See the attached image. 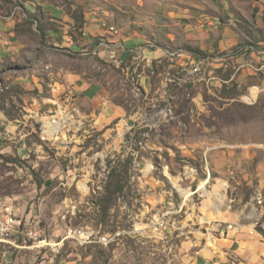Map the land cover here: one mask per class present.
Masks as SVG:
<instances>
[{
	"label": "rangeland",
	"instance_id": "374dc122",
	"mask_svg": "<svg viewBox=\"0 0 264 264\" xmlns=\"http://www.w3.org/2000/svg\"><path fill=\"white\" fill-rule=\"evenodd\" d=\"M246 2L0 0V218L37 235L0 264H264L213 242L236 222L264 245V66L211 47L261 36ZM70 230L108 240L39 244Z\"/></svg>",
	"mask_w": 264,
	"mask_h": 264
},
{
	"label": "crops",
	"instance_id": "0c3cea01",
	"mask_svg": "<svg viewBox=\"0 0 264 264\" xmlns=\"http://www.w3.org/2000/svg\"><path fill=\"white\" fill-rule=\"evenodd\" d=\"M224 1L226 2V7L224 9L226 10V13L229 14L230 11L234 12V9H237L236 6L238 5V2L241 0H224ZM245 1H247L246 3L249 4V6L251 7L250 13L252 15V18H254L255 22L258 24L256 28H258V30L260 31L261 36H259V37H255L253 35L248 36L247 33L245 31L244 32L249 38L253 37V38H250V40L256 41L257 45L259 46L260 49L264 48V0H245ZM231 4H232V7L230 6ZM237 10H239V9H237ZM228 18H230V17L228 16ZM230 22L234 25L236 24V26H239V24H240L239 21L234 22L231 19H230ZM239 28H241V27L239 26ZM103 30L96 23H90L89 26H87V28H85V31H87L89 33L93 34L94 32H96L98 34L100 33V35L105 34V32ZM247 36H246V39H248ZM235 42L236 43L229 49L227 47L222 48V44L219 41V39H217V41H214V45L212 43L211 47H213L215 50H217V52L219 54V55H216L215 58H213V59H215V61L221 63L220 67H222L223 62H226V60H228V59H231V58L239 59V58H243L244 55H246V54H244V55H241L238 57H234V56L230 55V50L233 47H235L237 44H239L238 41H235ZM130 44L133 45L134 43L131 42ZM193 46H198V45H193ZM198 48H200L202 51L207 53L200 46H198ZM1 51L2 50L0 49V53H1ZM248 55H249V58L254 59L257 62L261 61V66H264V49L263 50L261 49L260 52H256V53L252 52ZM209 56L210 55H208V57ZM232 78H230V80ZM230 80L227 81L225 79H219V81L222 84H226ZM120 114L121 113L119 111H115V116L116 115L120 116ZM215 216H216V220H218L219 222H223L227 219L222 211H218V214H215ZM230 223L231 224L229 226H227L229 228L228 231L224 232V230H223V234L220 237L214 238L213 242L219 250L226 251V252L230 251V252H233L237 255L247 257V258H251L254 255L264 253V245L261 243L260 237H257L255 234L251 233V231H248V233H247V229L244 226L240 225L239 223H236V222H230ZM8 234H19V233L15 232V228L11 229V230H5L4 232L0 231V240L5 242V244H9L11 247L13 246V248H16V249L17 248L18 249L27 248L28 250H30L29 248H33V247L25 246L24 244H26V243H24V242H30L29 241L30 239H36L37 238L36 233H34L33 231L23 232L21 235L24 239H22V242H18V241H16V239L18 238L19 235H12L11 237L7 238ZM69 238H70V235H66L63 238V240L60 243H58V245H57L58 250L54 251L55 254L58 253L59 248H60V244H62L64 242V240H68ZM81 238H82V239H80L81 243L89 241V240H84V237H82V236H81ZM77 241H78V239H77ZM40 242H43V241H40ZM39 244H41V243H39ZM48 263L49 264H73L71 262H67L66 260H61L60 262L57 263V261H54V258H51L48 261Z\"/></svg>",
	"mask_w": 264,
	"mask_h": 264
},
{
	"label": "trees",
	"instance_id": "16d2710c",
	"mask_svg": "<svg viewBox=\"0 0 264 264\" xmlns=\"http://www.w3.org/2000/svg\"><path fill=\"white\" fill-rule=\"evenodd\" d=\"M240 26V24H239ZM241 27V26H240ZM246 33H249L246 28L241 27ZM258 46L257 42L254 40H250V42H244V43H239L235 47H233L230 50V55L234 57H238L244 54H250L252 52H260L261 49ZM187 53L192 55L193 57L197 58H206L207 55L204 51H202L200 48L196 46H186L184 49ZM263 50V49H262ZM231 77L226 76L225 80H230ZM0 159L5 161L6 163H9V159H6L2 156H0ZM108 178V183L107 186L104 188L105 193L107 196V200L113 199L116 195L121 194L124 189H125V182L123 181V175L118 171V169L114 167H109V173L107 175ZM107 208V207H106ZM258 232L264 237V231L263 230H258Z\"/></svg>",
	"mask_w": 264,
	"mask_h": 264
},
{
	"label": "built area",
	"instance_id": "2783aa9c",
	"mask_svg": "<svg viewBox=\"0 0 264 264\" xmlns=\"http://www.w3.org/2000/svg\"><path fill=\"white\" fill-rule=\"evenodd\" d=\"M105 33H109L107 30H103ZM118 35V34H117ZM102 45V43H101ZM4 227H11L15 228V232L19 233V230H21V221H18L14 218L12 213L10 212V209H5V214L0 218V230H3ZM31 231L30 229H26L25 232ZM70 233V237L75 236H84V240H91V241H101L103 243L104 241L108 240L106 236H101L97 239H94V235L92 232H85L80 230H70L68 231ZM29 243V242H24ZM41 243V246H48L50 248V252L54 253V249L56 248L57 244H45V242H39ZM43 244V245H42Z\"/></svg>",
	"mask_w": 264,
	"mask_h": 264
}]
</instances>
